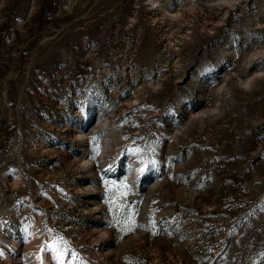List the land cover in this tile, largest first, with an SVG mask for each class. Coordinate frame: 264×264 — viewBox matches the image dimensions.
I'll use <instances>...</instances> for the list:
<instances>
[{
    "label": "rangeland",
    "instance_id": "1",
    "mask_svg": "<svg viewBox=\"0 0 264 264\" xmlns=\"http://www.w3.org/2000/svg\"><path fill=\"white\" fill-rule=\"evenodd\" d=\"M0 264H264V0H0Z\"/></svg>",
    "mask_w": 264,
    "mask_h": 264
}]
</instances>
